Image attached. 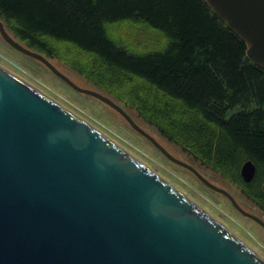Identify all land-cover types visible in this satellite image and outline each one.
<instances>
[{
    "label": "water",
    "instance_id": "water-1",
    "mask_svg": "<svg viewBox=\"0 0 264 264\" xmlns=\"http://www.w3.org/2000/svg\"><path fill=\"white\" fill-rule=\"evenodd\" d=\"M264 67V0H207ZM3 40L42 62L75 90L119 112L129 125L205 186L225 188L172 155L114 100L83 88L0 19ZM247 160L241 176L250 182ZM0 264H264L225 224L84 119L0 66Z\"/></svg>",
    "mask_w": 264,
    "mask_h": 264
},
{
    "label": "trees",
    "instance_id": "trees-1",
    "mask_svg": "<svg viewBox=\"0 0 264 264\" xmlns=\"http://www.w3.org/2000/svg\"><path fill=\"white\" fill-rule=\"evenodd\" d=\"M0 19L48 59H61L56 47L80 54L79 74L264 213V67L207 0H0ZM121 24L146 40H115Z\"/></svg>",
    "mask_w": 264,
    "mask_h": 264
},
{
    "label": "rangeland",
    "instance_id": "rangeland-1",
    "mask_svg": "<svg viewBox=\"0 0 264 264\" xmlns=\"http://www.w3.org/2000/svg\"><path fill=\"white\" fill-rule=\"evenodd\" d=\"M128 24V23H125ZM121 24L110 28L111 36L127 45L128 41H145L146 35L139 30H130L131 25ZM113 30V31H112ZM25 44L24 42H22ZM130 45V44H128ZM61 57L49 58L54 66L68 76L77 85L93 89L112 98L105 90L90 82L73 67L75 61L80 63L82 56L61 47H56ZM0 66L18 76L44 95L48 96L78 117L90 123L112 141L136 159L150 167L187 197L225 224L252 250L264 259V228L251 218L241 214L221 193L205 186L191 171L174 163L158 150L147 138L133 129L123 116L103 101L71 87L56 76L42 62L33 59L6 43L0 35ZM114 98H112L113 100ZM114 101H116L114 99ZM116 103H118L116 101ZM120 104V103H119ZM124 110L149 134L154 136L172 155L192 164L198 171L214 184L225 188L234 196L245 210L264 219V213L240 191L236 184L224 179L211 168L200 164L179 146L168 141L157 129L141 118L137 112L123 107Z\"/></svg>",
    "mask_w": 264,
    "mask_h": 264
},
{
    "label": "bare ground",
    "instance_id": "bare-ground-1",
    "mask_svg": "<svg viewBox=\"0 0 264 264\" xmlns=\"http://www.w3.org/2000/svg\"><path fill=\"white\" fill-rule=\"evenodd\" d=\"M133 49V48H132Z\"/></svg>",
    "mask_w": 264,
    "mask_h": 264
}]
</instances>
